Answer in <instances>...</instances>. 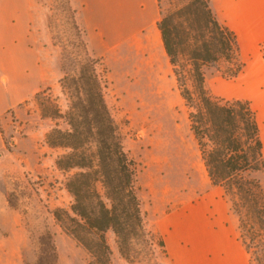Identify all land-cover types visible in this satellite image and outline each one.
Masks as SVG:
<instances>
[{"label": "rangeland", "instance_id": "obj_1", "mask_svg": "<svg viewBox=\"0 0 264 264\" xmlns=\"http://www.w3.org/2000/svg\"><path fill=\"white\" fill-rule=\"evenodd\" d=\"M134 1L140 0H35L37 25L43 40L50 41L47 53L54 74L51 86L40 92L46 91L65 110L60 78L68 57L81 60L89 54L102 60L105 97L124 147L138 165V195L146 229L153 235L151 244L128 262L110 233L112 264H173L166 243L165 248L160 245L167 234L185 235L195 244L208 232H230L243 243L242 231L230 198L208 177L170 62L158 91L136 61L135 44L128 41L148 19L160 20L190 0H150L146 15L137 13ZM151 48L153 62L163 72L162 40H155ZM93 49L103 51L104 57ZM256 51L264 59V43ZM253 57L252 50L244 48L239 60L246 67L235 78L230 77L232 66L227 62L205 69L207 91L228 100L243 95L238 89ZM53 126L42 116L36 95L0 116V264L35 263L38 239L46 230L54 235L58 264L88 261L86 251L62 231L52 213L69 208L72 201L64 186L66 174L56 165L60 150L46 142ZM253 176L264 184V172Z\"/></svg>", "mask_w": 264, "mask_h": 264}, {"label": "trees", "instance_id": "obj_2", "mask_svg": "<svg viewBox=\"0 0 264 264\" xmlns=\"http://www.w3.org/2000/svg\"><path fill=\"white\" fill-rule=\"evenodd\" d=\"M178 90L189 108L190 129L211 184L224 189L239 216L241 239L257 264H264V146L257 111L249 100L212 96L205 69L229 63L231 78L246 63L239 60L237 33L214 15L210 0H190L158 21ZM102 60L68 57L60 78L67 107L46 91L36 94L42 116L54 126L47 144L60 150L57 167L66 174L69 208L52 213L62 231L87 255L86 264H112L109 234L128 262L153 241L147 231L136 185L137 163L128 155L105 97ZM33 264H58L54 235L38 239ZM165 248V242L160 241Z\"/></svg>", "mask_w": 264, "mask_h": 264}, {"label": "crops", "instance_id": "obj_3", "mask_svg": "<svg viewBox=\"0 0 264 264\" xmlns=\"http://www.w3.org/2000/svg\"><path fill=\"white\" fill-rule=\"evenodd\" d=\"M34 1L0 0V116L52 84L50 41L48 37L43 40L44 32L37 25ZM149 1H134L137 13L146 15ZM211 7L217 19L237 33L241 52L250 48L254 54L252 63L247 62L243 87L238 89L243 95L234 99L249 100L257 111L264 146V59L256 51L264 43V0H211ZM158 20V16L148 19L128 41L135 44L137 63L159 91L170 60L165 51L163 72L153 62L151 46L162 40ZM93 53L104 57L101 50L93 49ZM207 235L192 244L185 235L167 234L165 243L173 264H253L234 233L212 231Z\"/></svg>", "mask_w": 264, "mask_h": 264}]
</instances>
